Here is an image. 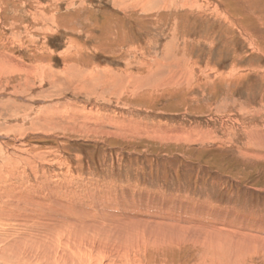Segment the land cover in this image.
Instances as JSON below:
<instances>
[{"label": "rangeland", "instance_id": "1", "mask_svg": "<svg viewBox=\"0 0 264 264\" xmlns=\"http://www.w3.org/2000/svg\"><path fill=\"white\" fill-rule=\"evenodd\" d=\"M0 169L34 253L225 264L194 226L264 235V0H0ZM162 213L189 224L146 241ZM253 245L234 264H264Z\"/></svg>", "mask_w": 264, "mask_h": 264}, {"label": "bare ground", "instance_id": "2", "mask_svg": "<svg viewBox=\"0 0 264 264\" xmlns=\"http://www.w3.org/2000/svg\"><path fill=\"white\" fill-rule=\"evenodd\" d=\"M5 173L6 172L4 170L0 169V264H87V261H86V258H85V253L86 252L83 251V248H81V246H84V245H87L88 244V243H85L86 240L84 242V239L83 238L86 237V239H87V237H89L90 235L89 236H86V235H84V236L74 235V237H73L74 240L73 241H74L75 244L73 243L74 246L71 249L72 250V254L70 253V251H67L68 254L66 256L65 254L59 255L60 253L58 252V255L61 256V258H59L57 255H55L53 252L51 253V250H49L50 249V245H49L50 241L47 242L48 243V247H49L48 249L43 248V250H41L40 253L38 251L36 253H34L35 250H37V249L39 250V246H41V245H39L40 242H39L38 238L35 239V240L33 238V237H36L35 235L33 236L32 235V232H31V229L33 227L32 226L31 227L30 226L28 227V221H27V218H26L27 216H26V213H25V205L22 204V200L25 197V195H24V193L22 191L23 189L20 186L19 189L16 190V191L10 190L9 187H8V185L11 183V181L9 180L7 174H6L7 177L5 176ZM11 173L12 172H8V174H11ZM10 177H11L10 179H12V177L15 178L16 177V174H13V176L10 175ZM13 185L14 184H12V187H13ZM8 197L9 198L10 197H14L18 201V205H15L16 206V209L15 210L12 209L11 203H10ZM32 202L34 203L35 201L32 200ZM169 203H171V202H169ZM78 211H80V210H78ZM41 215H43V214H41ZM152 215H149L148 214V216H146V214H145V215H142V217H141V220L146 221L144 223H149V225H147L145 227V226H143L145 224H143V225H140L139 227H136V228L134 227V229H138V228H141L142 229V228H144V230L147 231V234H146L147 235V239H146V241H148V242H152V241H155V240L159 239V236L161 235V233H160V235H158V233H159L158 231L156 232V230L158 229V228L156 229L157 226L154 229L153 225H151L153 223H156V225L159 226V229L161 227L164 230H166L168 228L169 229H175V227H177V230L178 229H183V228H186V224H189L187 222H185V223H179L178 222L179 220L175 222V219L173 217L169 216L167 213L163 214V219H159V220H157V216H155V215L152 216ZM76 216L77 215L72 216V218L71 217H65V218H62L60 221L66 222L64 220H67V221H70L71 219L76 220L77 219ZM165 216L168 217V218L166 219ZM39 217H38V219H39ZM84 217H85V219H84ZM182 217H184V216H182ZM196 218H197V216H196ZM79 219H81L82 221H84V220L85 221H88L87 225L85 224L86 225L85 226L86 229L84 231L89 230L91 232V234L92 233H95L96 235L101 234L100 237L101 236L103 237L105 234L107 236L108 233L110 232V231H108L109 229H105L104 228L105 226H103V228L101 227L102 225H101V222L98 220L99 218L98 219H94V218H89V216H82ZM195 223L196 224H195L194 227L197 228V229H199L200 231H202V232H199V234H203V235L206 234L205 236L207 237L208 241L204 242V244H206L207 247L210 246L209 247L210 249H211V247H213V249H211V250H212V253L215 254L214 256H216V254H217L218 257L222 258V260L224 259L225 264H234V262L236 260L235 257H238L239 258L240 256H242L241 254L244 251L247 250V248L249 249V247H251L253 244H254L253 246H256L255 243L263 242L264 241V235H263V233H259L258 231H256V232L253 233L252 231H249L248 230L249 229L248 227H245V229L242 228L243 230L242 229H239V230H231L232 228L231 229H229L230 227L227 228V226H229V225H225L223 223H222V225H219V224L218 225H215V223H212V224H210L208 226L199 223V221H197ZM56 224H57V221H56ZM61 225H60V228H61ZM99 225H101V226H99ZM38 226H39V228L42 229V227L44 225H42L41 223H38L37 224V227ZM69 226H74V224H69ZM203 226H204L205 229H203V228L201 229V227H203ZM188 227H189V225H188ZM254 227H256V226H254ZM32 230H33V233L36 232V231H39L38 229H32ZM43 230H47L46 232H48V234H51L52 237L54 235H56V237H59L60 236L59 233L54 232V230L51 229V228H47V229H43ZM56 230H57V228H56ZM63 230H67L69 232L73 231V233H74V232H76L77 229L75 230V229H72V227H70V228H66V229H63ZM129 230H131V229H129ZM131 231H130L129 234H132ZM253 231H254V229H253ZM135 233H136V231H135ZM138 233L140 234V232H138ZM143 233L144 232H142V234ZM256 233H259V234H256ZM129 234L127 233V231L120 233V239H121V237H123V238L126 239L127 235H129ZM45 235H47V234H45ZM155 235H157V236L154 239V236ZM75 236L77 238H75ZM142 236H141V238H142ZM129 237H132V235H129ZM30 239H31V244L28 243V241ZM130 239H127L126 242L129 241ZM139 240H140V238H139ZM161 240H162V238H161ZM171 241L173 242L174 240L173 239L168 240V238H167V241L165 240V242H171ZM178 241L179 240H177V242ZM250 241H251V243H249ZM161 242H164V241H161ZM161 242H158V243H161ZM223 243H225V244H223ZM227 243H229V244H227ZM34 244H36V245H34ZM90 244H92V242ZM69 245H70V243H69ZM220 245L223 247V251L221 253H219L218 250H216ZM32 246H34V247L32 248ZM70 247H72V245ZM58 248H59V246H58ZM28 249H32L33 250V254L31 255V257H29L28 254H27L28 253ZM66 249H67V247H66ZM244 249H246V250H244ZM29 251L31 252V250H29ZM221 254H223V255H221Z\"/></svg>", "mask_w": 264, "mask_h": 264}]
</instances>
